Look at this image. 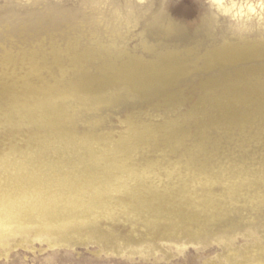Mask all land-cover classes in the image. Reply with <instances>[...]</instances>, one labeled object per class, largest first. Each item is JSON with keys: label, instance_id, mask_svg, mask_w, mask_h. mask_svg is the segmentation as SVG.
<instances>
[{"label": "rangeland", "instance_id": "374dc122", "mask_svg": "<svg viewBox=\"0 0 264 264\" xmlns=\"http://www.w3.org/2000/svg\"><path fill=\"white\" fill-rule=\"evenodd\" d=\"M225 2L255 12L236 21L208 0H0V165L73 164L127 142L138 165L160 163L177 185L202 150L197 166L222 198L211 232L193 241L116 226L109 244L52 248L16 234L0 242V264H264V0ZM238 46L253 51L219 60ZM160 58L163 80L152 75Z\"/></svg>", "mask_w": 264, "mask_h": 264}, {"label": "bare ground", "instance_id": "6f19581e", "mask_svg": "<svg viewBox=\"0 0 264 264\" xmlns=\"http://www.w3.org/2000/svg\"><path fill=\"white\" fill-rule=\"evenodd\" d=\"M252 51L234 47L219 60L238 59ZM158 64L152 75L163 80L169 59L160 58ZM121 146L91 153L73 164L0 165V242L23 234L52 248L91 242L105 245L112 241L116 226L142 237L188 242L211 232L222 198L214 193L218 177L204 174L197 166L202 150L189 152L187 172L178 170V182L173 185L163 181L160 163L141 167L136 161L143 155L136 157L138 153L127 142ZM226 185L228 199L235 201L237 185L232 180ZM229 264L243 263L230 260Z\"/></svg>", "mask_w": 264, "mask_h": 264}, {"label": "clouds", "instance_id": "9594fccd", "mask_svg": "<svg viewBox=\"0 0 264 264\" xmlns=\"http://www.w3.org/2000/svg\"><path fill=\"white\" fill-rule=\"evenodd\" d=\"M208 4L210 9L214 10L215 13L223 16H230L236 21H239L247 14L245 8H247L248 12H255V8H253L251 5L244 6L238 5L236 3L228 4L225 2V0H208ZM260 7L264 9V3H262Z\"/></svg>", "mask_w": 264, "mask_h": 264}]
</instances>
